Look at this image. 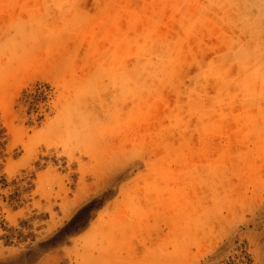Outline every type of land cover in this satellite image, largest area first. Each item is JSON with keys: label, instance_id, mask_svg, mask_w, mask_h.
Wrapping results in <instances>:
<instances>
[{"label": "rangeland", "instance_id": "1", "mask_svg": "<svg viewBox=\"0 0 264 264\" xmlns=\"http://www.w3.org/2000/svg\"><path fill=\"white\" fill-rule=\"evenodd\" d=\"M0 264H264V0H0Z\"/></svg>", "mask_w": 264, "mask_h": 264}]
</instances>
